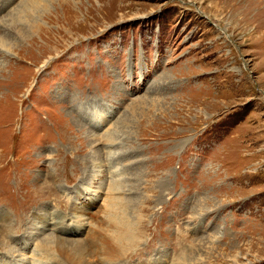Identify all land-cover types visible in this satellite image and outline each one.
Masks as SVG:
<instances>
[{"label":"rangeland","instance_id":"rangeland-1","mask_svg":"<svg viewBox=\"0 0 264 264\" xmlns=\"http://www.w3.org/2000/svg\"><path fill=\"white\" fill-rule=\"evenodd\" d=\"M0 264H264V0H0Z\"/></svg>","mask_w":264,"mask_h":264},{"label":"bare ground","instance_id":"bare-ground-1","mask_svg":"<svg viewBox=\"0 0 264 264\" xmlns=\"http://www.w3.org/2000/svg\"><path fill=\"white\" fill-rule=\"evenodd\" d=\"M89 161V160H88ZM70 181H71V179H69ZM68 181V180H67ZM49 196H50V194H49ZM43 197V196H42ZM48 201V200H47ZM82 216V215H81ZM84 218V217H83ZM114 218H115V216H114ZM82 220V219H81ZM87 220V219H86ZM114 220H116V218L114 219ZM82 222H85V221H82ZM64 223V221H62L61 219H55V220H52V222H51V228H50V230L52 231V232H54V233H57L58 234V232L59 233H63V224ZM86 224V223H85ZM84 226V225H83ZM81 228H82V225H81ZM79 230H82V229H79ZM76 232H78V231H76ZM76 232H74V233H76Z\"/></svg>","mask_w":264,"mask_h":264}]
</instances>
